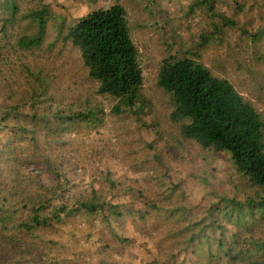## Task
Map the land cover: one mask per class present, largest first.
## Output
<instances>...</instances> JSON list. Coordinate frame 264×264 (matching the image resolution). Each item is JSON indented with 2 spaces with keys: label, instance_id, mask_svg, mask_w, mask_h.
<instances>
[{
  "label": "rangeland",
  "instance_id": "rangeland-1",
  "mask_svg": "<svg viewBox=\"0 0 264 264\" xmlns=\"http://www.w3.org/2000/svg\"><path fill=\"white\" fill-rule=\"evenodd\" d=\"M198 1L0 0V117L11 112L0 121V186L17 155L32 195L40 185L56 186L51 205L62 197L72 206L100 203L39 229L51 248L27 247L37 264H232L236 240L247 253L264 254L263 211L240 220L233 209L248 190L231 152L185 138L157 83L165 57L197 52L264 116V0H206L213 12ZM114 4L124 6L140 50L151 101L140 117L112 111L115 99L98 92L81 50L66 37L90 12ZM42 5V43L24 49L18 39L40 30L31 12Z\"/></svg>",
  "mask_w": 264,
  "mask_h": 264
},
{
  "label": "trees",
  "instance_id": "trees-1",
  "mask_svg": "<svg viewBox=\"0 0 264 264\" xmlns=\"http://www.w3.org/2000/svg\"><path fill=\"white\" fill-rule=\"evenodd\" d=\"M204 6L214 11L213 3L206 1ZM46 14V5L31 12L40 22V30L21 36L20 47L32 49L42 43ZM218 16L225 25L236 26L234 19L225 14ZM258 32L263 34L261 30ZM215 33L217 29L210 35ZM66 37L81 50L89 77L98 83V92L115 99L114 113L131 110L139 117L147 113L151 101L143 93L145 76L140 50L123 5L114 4L90 12L69 28ZM203 40L209 42L206 37ZM197 56V52L192 57L173 54L162 60L157 83L170 97L173 106L170 117L180 124L185 138L207 149L231 152L248 190L246 202L236 201L233 205V209L239 207L237 218L243 220L245 214L256 210L264 213V116L228 78L217 74ZM93 112L88 110L84 119L88 120ZM10 116L11 112H7L0 121ZM11 164L10 175L0 186V264H37V257L27 247L51 248L40 239L39 229L55 228L66 217L84 209L97 210L100 203L85 201L72 206L62 197L59 203L51 205L59 196V188L40 185L32 195L25 189L27 179L17 155ZM49 205L50 211L45 213ZM110 209L120 215L117 207ZM224 239L219 240L222 248L226 246ZM235 242L228 251L232 264H264V254L247 253L245 246H239L238 240ZM51 259L48 257L46 261ZM56 264H60L59 259Z\"/></svg>",
  "mask_w": 264,
  "mask_h": 264
}]
</instances>
